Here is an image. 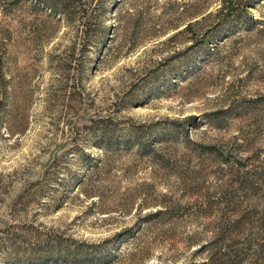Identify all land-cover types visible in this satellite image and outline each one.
I'll list each match as a JSON object with an SVG mask.
<instances>
[{"label": "rangeland", "instance_id": "374dc122", "mask_svg": "<svg viewBox=\"0 0 264 264\" xmlns=\"http://www.w3.org/2000/svg\"><path fill=\"white\" fill-rule=\"evenodd\" d=\"M0 0V264H264V0Z\"/></svg>", "mask_w": 264, "mask_h": 264}, {"label": "trees", "instance_id": "16d2710c", "mask_svg": "<svg viewBox=\"0 0 264 264\" xmlns=\"http://www.w3.org/2000/svg\"><path fill=\"white\" fill-rule=\"evenodd\" d=\"M233 0H222V9L223 10L225 7L227 8V3H231Z\"/></svg>", "mask_w": 264, "mask_h": 264}]
</instances>
